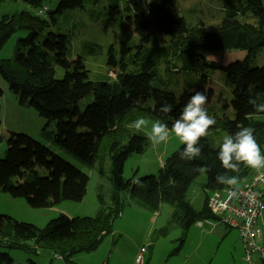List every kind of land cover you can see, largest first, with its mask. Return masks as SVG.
Returning <instances> with one entry per match:
<instances>
[{
  "label": "trees",
  "instance_id": "1",
  "mask_svg": "<svg viewBox=\"0 0 264 264\" xmlns=\"http://www.w3.org/2000/svg\"><path fill=\"white\" fill-rule=\"evenodd\" d=\"M3 1H22L40 13L24 10L1 15L0 50L12 35L25 32L26 36L18 39L11 59L0 60V79L21 103L34 108L41 118L57 120L54 139L60 148L87 165H96L100 175L105 173V161L109 160L111 193L108 203L98 194V209L93 216L59 213L42 228L0 214V248L28 254L45 248L65 259L77 253L92 252L105 236L111 234L113 222L124 208V201L119 196L123 191L129 192V203L137 201L151 213H158L162 204H168L171 220L183 229L201 219H219L210 212L207 200L211 193L227 187L215 179L218 173L225 172L217 158L221 144L210 147L208 137L201 138L202 155L191 161L180 158L179 151L184 147L180 144L164 159L155 175L136 178L140 180L137 185L133 183L136 180L133 177H123V165L130 155L145 151L148 139L130 125L137 117L154 116L172 128L179 117V107L172 103L171 92L151 84L154 78L159 79L154 71L157 57L170 54L183 59L186 66L202 61L207 67L223 71L225 82L233 87L236 123L214 117L216 124L210 129L222 125L231 135L240 127L251 126L263 152L264 121L259 116L264 113L255 112L248 101L253 97L258 103L264 102V65H252L259 48L264 46V0H223L224 20L212 30L187 25L178 14L175 0H157L155 3L129 0L137 22L158 27L166 44L142 50L138 57L140 70L128 72L126 63L122 62V72L115 79L90 82L86 81L81 58L73 68L66 70L62 79H57L52 57L39 44L42 32L57 22V14L82 8L86 0H57L52 11L45 3L52 0H0ZM111 1L109 11L113 14L118 0ZM45 41L49 49L58 50L65 47L68 38L64 33H53L47 34ZM22 48L26 50L22 51ZM82 48L95 52L98 45L84 43ZM233 49L240 51L239 58L226 65L207 63L203 55V51ZM126 50L123 48V56ZM169 68L178 69L174 63ZM89 93L93 94L92 102L74 119L77 102ZM139 93L151 98L153 105L135 103ZM164 103L173 105L167 115L159 112ZM85 126L98 133L95 141L78 132L79 127ZM1 141L3 135L0 133ZM103 144L105 152L100 151ZM36 165L50 170L51 175L39 176ZM201 167L208 169L204 172V200L201 209L195 210L187 199V191L202 173ZM250 172L251 168L241 164L238 172L228 174L237 176L239 185ZM14 177H18V183H14ZM88 181L86 173L60 156L49 158L45 146L29 136L12 133L6 139L5 157L0 159V191L11 197L22 198L33 208L49 207L63 200L80 202ZM12 262L7 252L0 251V264Z\"/></svg>",
  "mask_w": 264,
  "mask_h": 264
},
{
  "label": "rangeland",
  "instance_id": "2",
  "mask_svg": "<svg viewBox=\"0 0 264 264\" xmlns=\"http://www.w3.org/2000/svg\"><path fill=\"white\" fill-rule=\"evenodd\" d=\"M175 1L178 14L187 25H197L206 30H212L224 20L223 0ZM56 2L57 0H52L45 3L52 11L55 9ZM111 2V0H86L82 8H72L63 14H57V22L42 32L39 44L52 57L57 79H62L66 70L75 66L78 58H81L84 64L87 82L115 79L117 74L122 72L120 68L122 62L126 63L125 69L128 72L140 70L141 61L138 58L141 57L140 52L148 47L152 49L154 45L163 47L166 44L158 27L137 22L129 0H118L117 9L113 14L109 11ZM155 2L157 0H150L149 3ZM24 10L40 13V10H34L22 1L0 2V17L4 13L11 14ZM239 19L242 17L240 16ZM53 33L66 34L68 42L64 48L51 50L47 47L45 37ZM25 36V32L12 35L0 50V60L11 59L18 39ZM84 43L98 45L97 51L84 50L82 48ZM123 48L127 49L124 56ZM25 50L26 48H22V51ZM239 53L240 51L235 49L203 51L207 63L217 62L222 65L238 59ZM171 63H174L178 69L171 70L169 68ZM184 64L183 59L172 57L170 54L157 57L154 71L159 79L154 78L151 84L171 92L172 103L179 107V114L194 91L200 90L208 97L205 107L210 116L224 118L228 123H236L233 87L225 82L223 71L207 67L202 61L194 62L192 66ZM252 65H264V46L259 48ZM0 88L2 89L0 133L3 135V141L0 142V159L5 157L6 139L12 133L24 134L45 146L49 158L52 155H58L89 176L83 200L80 202L63 200L60 201L61 203H56L59 206L53 209H51L53 206L33 208L24 199L13 198L0 191V214L32 223L39 228L44 227L50 219L59 214L58 208L69 212L79 209L77 213L80 214L88 209L86 213L91 214L87 216H93L97 211L98 194L107 203L110 201L109 160L105 161V173L100 175L96 165H87L58 146L54 139L57 133V120L41 118L34 108L21 103L1 79ZM92 100L93 94L89 93L77 102L78 111L74 119ZM134 102L141 105L145 103L153 105V100L141 93L137 94ZM146 118L151 121L157 120L154 116ZM259 118L264 121V115ZM77 130L84 137H90L93 141L97 139L98 133L92 132L87 126L79 127ZM148 130L150 126L142 132L145 134ZM169 133L168 142L153 146L148 140L144 152L130 155L123 165V177L136 179L145 175H155L164 159L181 144L170 127ZM226 135L230 133L222 128V125L216 129H209L207 135L209 146L216 147L222 144ZM105 148L103 144L100 151L102 152ZM35 171L39 176H49L52 173L40 165L35 166ZM13 181L18 183V177H14ZM205 181V173L202 172L188 188L187 199L195 210H200L203 205ZM119 196L124 201L123 212L125 213L122 212L124 216L121 214L122 216L115 218L112 227L114 236H105L97 248L98 257L100 256L103 261L107 259L108 264L112 261L125 264L129 261L132 251L135 249L138 251L142 245L148 249L147 259L146 254L145 259H150L149 264H181L185 260L187 264H198L202 260L206 261L205 264L208 261L212 264H249L243 258V245L240 247L239 238L234 229L227 228L225 229L227 233L221 235L218 229L224 228L225 225L218 223L216 228L218 232L203 236L201 235L202 230L210 228L207 223L202 228L194 223L189 228L183 229L176 221L171 220V208L165 203L162 204L153 221L143 215L133 217L128 215L131 211L127 209L130 204L129 192L123 191ZM89 208H93L92 212ZM80 214L76 216H84ZM146 214L151 216L152 213L146 211ZM212 222L215 221L212 220ZM258 243L264 249V231ZM0 251H5L12 257V264H49L55 256L50 249L45 248L39 249L34 254L6 248H0ZM252 260L254 264H262L258 255L252 256Z\"/></svg>",
  "mask_w": 264,
  "mask_h": 264
},
{
  "label": "clouds",
  "instance_id": "3",
  "mask_svg": "<svg viewBox=\"0 0 264 264\" xmlns=\"http://www.w3.org/2000/svg\"><path fill=\"white\" fill-rule=\"evenodd\" d=\"M207 101L208 97L204 92L194 91L172 125V133L184 146L179 151L182 160L191 161L202 155L200 140L207 137L209 129L216 124L215 118L208 114L205 107ZM248 103L253 106L255 112L264 113V102L258 103L256 98L250 97ZM172 109L171 103H164L160 105L159 112L167 115ZM130 126L136 132H142L150 126V130L145 132V135L153 146L169 140V127L160 119L151 121L141 116L132 121ZM254 132L255 129L251 126L240 127L234 134L226 135L219 147L217 158L225 172L218 173L215 179L218 184L228 187L230 196L236 195L239 180L237 176L229 175V172H238L241 164L254 170L264 169V154ZM199 170L205 172L208 169L201 167ZM133 183L139 185L140 180L136 179Z\"/></svg>",
  "mask_w": 264,
  "mask_h": 264
},
{
  "label": "built area",
  "instance_id": "4",
  "mask_svg": "<svg viewBox=\"0 0 264 264\" xmlns=\"http://www.w3.org/2000/svg\"><path fill=\"white\" fill-rule=\"evenodd\" d=\"M228 192L226 187L211 193L207 206L219 221L237 230L244 249L243 258L254 264L252 256L258 255L264 264V249L258 243L264 227V170L237 185L235 196H230ZM204 222L212 224L210 219L197 221L196 224L202 226ZM145 254L146 246L140 247L132 264H145Z\"/></svg>",
  "mask_w": 264,
  "mask_h": 264
},
{
  "label": "crops",
  "instance_id": "5",
  "mask_svg": "<svg viewBox=\"0 0 264 264\" xmlns=\"http://www.w3.org/2000/svg\"><path fill=\"white\" fill-rule=\"evenodd\" d=\"M262 170H264V169H260V170H251L249 177L245 178L243 181L249 180L254 174H256L257 172L262 171ZM21 199H22V198H21ZM82 200H83V199H82ZM60 203H61V202H60ZM190 203H191V202H190ZM191 204H192V203H191ZM52 206H53V207H51V209H53V208H55V207H57V206H59V205L54 204V205H52ZM192 206H193V205H192ZM77 207H80V206H77ZM56 209H57V208H56ZM89 209H90L91 212H92L93 208H89ZM97 209H98V205H97ZM127 209L131 211V212H129L128 215L133 216V217H134V215H135V216H136V215H140V216L143 215L144 217L147 216V219L150 220V221H153L154 217L157 216V213H156V212L152 213L151 216H148V214H146V211H149V210H148L147 208H145L143 205H141V204H140L139 202H137V201H131ZM75 210H77V211H75V212H69V211H66V209H59V208L57 209V211H58L59 213H64V214H66V215H68V216H76V214H80V213H77L79 209H75ZM86 212H88V209H87V211H83L80 215L87 216V215H90V214H91V213H86ZM122 212H123V210L121 211L120 215L123 214V213H125V212H123V213H122ZM120 215H119V216H120ZM121 216H122V215H121ZM123 216H124V214H123ZM14 219H15V218H14ZM16 220H18V219H16ZM201 220H203V219H201ZM210 220H211V221L213 220V221H215V222H214V223L212 222V224L207 223L208 225H210V226H209L210 228H208V229H206V230L203 229L202 232H201V235H202V236H203V235H209L210 233H214V234H215L216 232H218V230H219V232H220L221 235H224L225 233H227V231H225V229H227V228H231V227H229L228 225H226L225 223H222L221 221H219L218 219H217V220H215V219H210ZM199 221H200V220H199ZM114 222H115V221H114ZM114 222H113V224H114ZM205 223H206V222H204V223L202 224V226H203ZM218 223H221V224L225 225V226H223L224 228H221V229L216 230V228H217L218 225H219ZM195 224H196V222H195ZM196 226L202 228V226H198L197 224H196ZM227 226H228V227H227ZM232 229H234V230L236 231L237 237L239 238V235H238L237 230H236L235 228H232ZM262 230L264 231V227H263ZM263 231H262V232H263ZM262 232H261L259 238L262 236ZM110 235L114 236L113 228H112V232H111ZM259 238H258V239H259ZM238 243H239V245H240V247H241V246H242V243H241V241H240V238L238 239ZM142 246H143V245H142ZM142 246H140V247H142ZM98 247H99V246H98ZM98 247H97V248H98ZM242 247H243V246H242ZM38 250H39V249H37V251H38ZM37 251H36L35 253H37ZM97 251H98V250L95 249L94 251L89 252V253H77V254H74L73 256H71V258H69V259H65V258H63L61 255L52 252L55 256H54V258L49 262V264H102L103 262H106L107 259H106L105 261H103V260L100 259V256L98 257ZM136 252H137V249H135V250L132 251V253H131V255H130V259H129V261L126 262L125 264H132V263H133V259H134V256H135ZM147 252H148V249H147V247H146V259H147ZM146 259H145V264H149L150 259H149V260H146ZM100 260H101V262H100ZM106 263L108 264L109 262H106ZM205 263H206V261H205V260H202V261H199L198 264H205ZM110 264H117V263L114 262V261H112ZM118 264H124V263H118ZM181 264H187L186 260H185L184 262H182ZM193 264H194V263H193ZM207 264H212V263H211V261H208Z\"/></svg>",
  "mask_w": 264,
  "mask_h": 264
}]
</instances>
